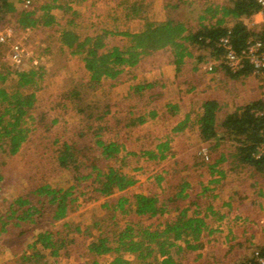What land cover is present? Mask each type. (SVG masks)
<instances>
[{
    "label": "rangeland",
    "instance_id": "374dc122",
    "mask_svg": "<svg viewBox=\"0 0 264 264\" xmlns=\"http://www.w3.org/2000/svg\"><path fill=\"white\" fill-rule=\"evenodd\" d=\"M93 1L95 2V0ZM136 1L145 5L141 11H144L145 7L149 5H146V0ZM86 3V0H56L55 2L34 0L33 8L45 4L57 6L53 11L57 22L51 26L35 27L28 35L17 32V41H21L29 52L28 58L19 66L9 60L8 47L0 44V72L9 70L13 73L4 85L13 89L17 79L15 70H37L35 84L26 89L28 92L34 91L36 94L35 105L30 115L22 122L23 126L30 129L27 139L14 155L3 151L0 139V214L10 215V204L20 195L23 198H28L41 210L40 214H34L36 220L34 223L22 222L19 226L13 224L15 219L9 217L11 221H9L6 231L0 232V264H21L22 255L25 252H31L28 245L38 232L52 230L55 233H66L65 224H68L71 229L77 226L81 228V233L70 232V236L73 235L77 238V244H70L71 253L68 256L63 255L64 251H61V256L56 261L48 257L46 262L43 260L39 264H93L95 257L88 254L87 248L92 240L100 236L114 238L117 231L129 223L137 222L138 225H148L157 222L156 218L141 220L134 214L125 215L120 211L114 212L111 209H106L103 206L105 198H99L88 201L79 199L66 219L51 223L53 207L46 201L45 195L38 193V189L47 184L54 189H65L74 183L73 173L64 170L57 159L58 151L62 149L65 142L75 147L79 159L82 160L80 154L90 156L91 159L97 157L96 159L102 167L118 169L120 172L135 176L140 180V185L125 193L130 197L138 192H160L162 188L155 184L154 179L157 175L162 174L167 177L162 183L163 188L170 192H176L184 179L192 186L189 200L196 199V193L201 190V182L208 180L207 169L209 164L214 162L210 158L218 157L221 153L231 154L230 156L234 154L233 144L222 141L214 150L215 152L210 154L211 157L207 158L205 155L206 152L208 153L206 144L196 143L195 126H186L182 131L173 130L174 124L183 120L181 116L172 119L161 115L156 119L149 118L144 125H124L128 122L126 120L128 116L148 112L155 108L153 106L162 111L165 102L162 100L151 103L145 96L141 98L128 96L129 87L136 82L132 78V74H128L126 79L117 85H112L111 81H103L95 86L91 84L90 74L85 69L83 56L73 54L71 49L60 44V31L69 27L84 37L109 30L112 32L107 39L110 46H127L130 44V37L122 35V30L128 26L132 31H135L140 29V24L138 26V22H133L129 25L123 21L118 25L116 22H112L111 17L106 18L105 15L109 10L107 6L98 8L94 4L87 8L84 6ZM18 6L22 7L20 4ZM118 12L122 13L120 9ZM151 58L158 68L145 62L144 71L136 69L132 72L136 74L138 81L162 77L160 83L166 85V92L169 89V96L177 80L181 81L180 79H182L184 80L183 85L189 84L196 87V73L192 71L193 67L189 64L185 65L181 72H177L175 66L168 63L169 53L160 51ZM202 71L206 74L210 73L205 69L204 64ZM174 74H178V76H174L175 78L170 80ZM255 79L261 82L262 90L259 91L263 92L264 83L262 82L264 79L259 76H256ZM238 82V80H233L232 85L238 84ZM250 84L249 81V87ZM1 85L3 84L0 82ZM189 85L188 87H190ZM202 91L203 89L198 92ZM236 92L229 89L222 90L218 94L221 100H228ZM238 92L232 98L233 102L228 100L225 103L227 110L222 113V117L226 112L236 108L234 101L245 98L248 94V92L240 90ZM251 93L254 94V91ZM148 94L149 92H145V95L148 96ZM184 104L186 109L192 113L191 119L187 121L189 124L196 119V89L191 96L186 98ZM129 110L134 113H130ZM54 120L56 122H53ZM119 120L122 121L119 122ZM99 138L122 143L123 146L117 158L106 160L99 156L95 145ZM167 140H169L172 155L163 160H150L144 154V152L156 150L159 143ZM229 162L233 163L232 157ZM226 166L231 170V174L227 178L219 180L217 186L223 188L220 191L221 198L215 199L208 192L202 198L206 204L203 208L207 207L213 198L217 212L223 216L222 220L217 221L219 223L213 224V227L216 226L218 232L222 234H218L214 238L205 235L199 250H188L182 254L181 259L184 264H238L241 259L249 258L254 247L264 245V184L262 177H254L249 169L243 166L232 167L231 164ZM200 171L203 172L202 176L199 174ZM235 187L244 189L245 197L243 199H247L246 201L240 202L236 198L235 192L232 191ZM232 195L235 198L234 204L224 205L227 198ZM238 195L242 196V193ZM189 200L185 201V206ZM223 202L224 204H222ZM220 227L222 228L220 229ZM212 240L213 242H211ZM179 242L182 245L185 244L182 241ZM172 251L175 255L176 248ZM126 256L136 264L134 256ZM112 258L113 254H104L96 259L99 262H105Z\"/></svg>",
    "mask_w": 264,
    "mask_h": 264
},
{
    "label": "trees",
    "instance_id": "16d2710c",
    "mask_svg": "<svg viewBox=\"0 0 264 264\" xmlns=\"http://www.w3.org/2000/svg\"><path fill=\"white\" fill-rule=\"evenodd\" d=\"M18 3V0H0V29L7 24H14L20 29L56 24L57 18L53 11L57 6L54 4L26 10L20 8ZM135 4L131 7V12L135 14L145 6L137 1ZM258 10L259 6L253 0H234L232 5L221 7V19L204 25L197 31L188 29L184 22L174 19L162 22L146 20L141 31L125 33L130 37V44L127 46H110L107 39L112 32L109 30L82 37L69 27L60 31L59 41L62 46L71 49L73 54L83 56L84 66L90 74L93 86L103 81H111L112 85H117L124 81L128 74H132V78L136 79V74L132 72L136 69L144 71L145 62L156 68L157 64L151 57L160 51L169 52V61L175 65L177 72H181L187 64L196 72V63H207L222 57L224 50L218 46V41L227 34L238 51L245 47L247 39L251 36L259 38L264 43V23L256 30L250 29L244 23V19L250 18ZM225 17L235 18L236 21L231 27L227 26L224 24ZM219 68L225 70L232 79L252 73L249 65L237 73L231 72L224 63L215 67L214 71ZM15 73L17 79L11 89L4 83L13 73L9 70L0 72V82L3 84L0 86V139L1 148L9 155L16 154L27 139L30 129L23 126L22 122L30 115L36 102L34 91L28 92L26 89L35 84L37 70H15ZM162 87L163 84L157 81H138L129 87L128 96L138 98L145 96L151 103H156L162 98L160 91ZM145 92H149L148 96ZM153 107L155 108L148 112L128 116L126 118L128 122L124 125L137 126L144 124L149 118L155 119L159 109ZM163 107L165 110L163 109L162 113L165 118H168V115H176L178 110V105L172 102L166 103ZM263 107L262 100L251 101L220 118L218 114L221 106L218 101L208 99L204 102L198 124L201 142L206 144L204 145L208 150L205 155L207 158L211 157L210 154L215 152L222 141L231 142L234 147L233 156L221 153L218 157L210 158L214 160L213 163H208L212 174L223 177L225 169L222 165L226 162L232 167L238 165L249 169L254 177H262L264 155L256 158L255 153L263 142L264 117L256 115L255 110ZM182 123L174 130L184 129L185 125ZM95 145L99 156L106 160L117 158L123 146L119 141H105L100 138L96 140ZM76 152L74 146L65 142L57 155L59 165L74 175V183L71 186L54 189L47 184L38 189V193L45 195L46 201L53 207L51 223L66 219L79 199L88 201L99 198H105L103 206L111 211H120L125 215L134 214L141 220L157 219V222L148 225H138L137 222L126 224L117 231L114 238L100 236L92 240L87 248L88 254L95 257L93 264H134L126 255L134 256L136 264H184L182 254L188 250H197L201 246L202 238L216 231L211 228L208 218L218 216L217 219L220 220L222 216L214 212L212 206L203 208L204 204L197 196L196 199L189 200L192 186L186 180L183 179L176 192H170L162 186L167 177L159 174L154 180L155 184L162 188L160 192H138L130 197L125 193L140 185V180L118 169L102 167L97 157L91 159L90 156L80 154L81 160ZM144 154L150 160H163L173 152L167 140L159 143L156 150ZM231 157L233 163L229 162ZM188 200L185 206L184 203ZM10 207V215L0 214V232L6 231L10 218L15 219L13 224L20 226L22 222L34 223L36 221L34 214L41 213L37 206L21 195L13 200ZM64 228L66 233H55L52 230L38 232L28 245L31 252L22 255L21 264L26 262L39 264L43 260L46 262L48 257L56 261L61 256V251H64L63 255L68 256L71 253L70 244H77V238L70 236V232L81 233V228L77 226L71 229L68 224H65ZM179 241L185 244L182 245ZM174 248L175 255L172 251ZM256 249H260L264 254V245L256 246L249 258L241 259L238 264H257L253 253ZM104 254H113V258L99 262L96 258Z\"/></svg>",
    "mask_w": 264,
    "mask_h": 264
},
{
    "label": "crops",
    "instance_id": "0c3cea01",
    "mask_svg": "<svg viewBox=\"0 0 264 264\" xmlns=\"http://www.w3.org/2000/svg\"><path fill=\"white\" fill-rule=\"evenodd\" d=\"M88 1L86 0L87 3L84 4V6H87V8H89V6L94 5V4H96L98 8H100V6H102V7L107 6L109 8L110 12L108 10V12L105 15L106 18L109 19L111 17L113 20L112 22H116L118 25H119V23H121L123 21H124L123 23H125V22L129 23V25L133 22H138V24H137L138 26L140 24V29H137L135 31H132V29L128 28V26H127V28L122 30L123 31L122 35H125V33H127V32L128 33H136V32L141 31L145 26L146 20L166 21L167 19H174V20L184 22L187 25L188 29H191L193 31H195V30L197 31L202 26L208 25L211 23H215L218 19H221L222 18V13L220 12L221 7L227 6V5H232L234 0H146V5L147 4H149V5L147 7H145L144 11H139L138 13L136 12V14L131 12L132 4H135L136 0H126V1H124V0H121V1H119V0H95V2L93 0H88ZM70 5H72V4H70ZM118 9H120V11H122V13L118 12ZM158 16L161 19L156 18ZM235 21H236L235 18L225 17L224 24L231 27L235 23ZM245 22L251 23V24L259 27L260 25H262L264 23V12H257L255 14H253L250 18L245 20ZM166 53H169V52H166ZM169 58H170V55H169ZM169 58H168V63L170 65L175 66L174 64L170 63ZM203 64H205V63H199V64L196 63V72H194V73H196V87H195V85H189V84L183 85L182 82L184 83V80L180 79L181 81L177 80L175 82V85H174L175 87H172L173 91H172L171 95L169 96V89L166 92L165 91L166 85L164 83H161V84H163V87L161 88L162 98L159 100V101L164 100L165 104H166V102H168V103L172 102V104L176 103L178 105V110L176 112V115H174V116L168 115V117L173 119L176 116H181L183 118L182 121H177L174 124V128L176 126H178L181 122H183L182 124H184L185 127L186 126H195L196 127V143L197 142L202 143L201 138L199 136L198 118H199V115L201 113L202 106L206 100L215 99L218 101V103L221 106V110H220L218 115H219V117H222V113L227 110L226 109L227 106L225 103L228 100L230 102H233L232 98L236 96V94L239 90L242 92H248V94H246L245 98H241V96H240L241 99H239L238 101H234L236 108L244 106L245 104H248L251 101H257V100L262 99V91L261 92L259 91L260 89L262 90V86H261L262 84L259 80H257L259 78L255 79L256 76L253 73L241 75L237 79H232L231 77L228 76V74H226L225 70H223L222 68L216 69L215 72H213V73L212 72L207 73V74L204 73L202 71ZM157 66H156V68H158ZM151 70H154V69H151ZM216 72H217V74H216ZM163 73H164V71H163ZM174 76H178V74H174L173 78H170V80H173L175 78ZM213 77H215V78H213ZM233 80H238L239 81L238 84L232 85ZM135 81L138 82L137 78L135 79ZM146 81L147 82H153V81L161 82L162 77L154 78V79L151 78L150 80H146ZM249 81L251 83L250 87L248 86ZM188 85L190 87H188ZM195 89H196V119H194L191 123L187 124V121L189 119H191L192 113L186 109V105L184 103H185L186 98L191 96V94L195 92ZM202 89H203L202 92H198V91H201ZM229 89H233L237 92L233 94L231 99L229 98L228 100L227 99L221 100L218 93L221 92L222 90L227 91ZM249 90H250V92H249ZM252 91H254V94L251 93ZM238 94L241 95L240 92H238ZM174 96H175V98H174ZM163 109L165 110L164 107H163ZM163 109H162V111L158 110V116L160 114L163 115V113H162ZM232 111H229V112H232ZM229 112H226V114ZM164 114H165V112H164ZM168 120H170V119H168ZM147 122H145V123H147ZM144 124H142V125H144ZM174 128H173V130H174ZM182 130H179V131H182ZM223 165H222V167L225 169L224 170L225 174L223 177H221V175H218V174H212L210 168L207 169L208 180H207V182H204V181L201 182V186H200L201 190H200V192L196 193V196L202 200L204 205H206V204L202 198L206 192L211 193V196L215 199L221 198V196H222V195H220V191L223 188L217 186V185H219V182H220L219 180L221 178H224V177L227 178V176L229 174H231V170L226 168L227 167L226 162ZM202 173H203L202 171L199 172L200 176H202ZM214 178L216 179V181H213ZM206 187H208V188H206ZM227 189H229V188H227ZM204 190H207V191L204 192ZM239 190H241L239 187L238 188L235 187L232 189L233 193L235 192L234 194H235L236 198L239 199L240 202H244V200L246 201L247 199H243V197H245V194H243L244 189L242 188L241 191H239ZM241 193H242V196L238 195ZM204 197H206V196H204ZM213 198H211V203H208L207 207H205V208L212 206V209L214 210V212H217V210L215 208L216 206H214V204H213ZM234 199L235 198L232 195V197L227 198V202H225V204H224V202L222 204L228 205V206L230 204H234L233 203ZM204 205H203V207H204ZM217 213L219 214V212H217ZM202 214H204V213H202ZM224 216L226 217V215H224ZM222 218H223V216H222ZM220 220H222V219H220ZM217 221H219V219H217V217L213 218V217L209 216V218H208V222L210 223L211 228H214L213 224ZM217 223H219V222H217ZM221 228L222 227H220V229ZM214 229L216 231H214L213 234L209 235L210 237L214 238L216 235L222 234V233L218 232V229L216 226ZM210 237H209V239H210ZM226 237H228V235H226ZM211 242H213V240ZM213 249H214V247H213Z\"/></svg>",
    "mask_w": 264,
    "mask_h": 264
},
{
    "label": "built area",
    "instance_id": "2783aa9c",
    "mask_svg": "<svg viewBox=\"0 0 264 264\" xmlns=\"http://www.w3.org/2000/svg\"><path fill=\"white\" fill-rule=\"evenodd\" d=\"M22 9L33 10L34 0H18ZM257 6H259L258 12H264V0H253ZM257 13V12H256ZM246 18L245 20H247ZM244 23L252 30H256L259 27L245 22ZM31 27L18 28L14 24H7L0 29V44L8 47L7 56L10 61L15 65L22 63L29 56V52L24 47L21 41H17L16 34L28 35L31 32ZM218 46L222 47L224 54L218 60H211L205 63V69L208 72H215L214 68L218 67L221 63H224L231 72H240L243 68L249 65L252 68V73L255 76H259L264 79V43L257 37L251 36L247 39L245 47L240 51L236 50L233 46L232 40L229 34L221 37L218 41ZM264 83V82H262ZM264 102V88L262 92V99ZM255 114L264 117V107L256 109ZM263 142L257 148L255 153L256 158H260L264 155V127L262 129ZM264 184V172L262 175ZM254 258L257 264H264V254L260 249L254 250Z\"/></svg>",
    "mask_w": 264,
    "mask_h": 264
}]
</instances>
